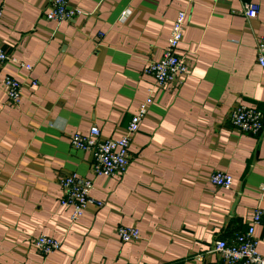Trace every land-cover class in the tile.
Masks as SVG:
<instances>
[{
	"label": "crops",
	"instance_id": "1",
	"mask_svg": "<svg viewBox=\"0 0 264 264\" xmlns=\"http://www.w3.org/2000/svg\"><path fill=\"white\" fill-rule=\"evenodd\" d=\"M69 2L84 14L57 22L46 18L50 0H0V43L32 65L0 69V264H225L216 241L247 231L264 210V129L238 132L229 117L241 105L264 113V0ZM246 3L258 5L256 17ZM182 9L178 52L190 73L157 89L144 70L161 58ZM7 74L23 83L18 105L2 88ZM152 89L128 169L95 177L92 154L74 148L71 134L98 126L118 138ZM215 170L231 174V188L210 182ZM71 173L93 179L103 203L76 221L61 204L60 180ZM119 226L137 227L140 238L122 241ZM40 235L61 248L41 254ZM255 236L264 255V222Z\"/></svg>",
	"mask_w": 264,
	"mask_h": 264
},
{
	"label": "built area",
	"instance_id": "2",
	"mask_svg": "<svg viewBox=\"0 0 264 264\" xmlns=\"http://www.w3.org/2000/svg\"><path fill=\"white\" fill-rule=\"evenodd\" d=\"M186 1L189 4L194 2V0ZM244 12L248 17L254 18L258 15L259 7L254 3H246ZM3 14L4 5L0 3V21ZM82 14L84 11L72 6L69 0H50L46 18L63 22L70 21ZM127 14H124L123 18ZM186 20L187 11L179 10L161 58L151 61L144 70L154 77L157 89H174L181 85L190 73L189 61L186 56L178 52L183 39ZM9 60L28 71L32 70V65L13 58L0 43V69ZM257 61L264 69V34L258 38ZM31 84L35 86L37 80H33ZM1 85L7 100L18 105L23 97V83L7 74L2 78ZM153 91L154 89L145 100L140 102L128 125L118 138L104 137L98 126H92L87 133L74 132L71 134L70 143L74 148L92 154V173L95 177L101 175L115 177L126 172L131 163L130 146L142 120L148 113L150 105L153 103ZM229 117L233 127L238 132L257 135L264 129V113L256 108L241 105L233 109ZM210 182L218 187L231 188L233 177L225 171L215 170L210 175ZM60 185L63 193L61 204L72 208L71 218L73 221L78 220L90 204H97L98 206L103 204L96 201L92 196L94 180L91 178L71 173L61 178ZM261 189H264V184L261 185ZM262 222H264V210L257 208L247 231L236 234L230 241L224 239L216 241L214 250L225 264H264V255L258 250L259 240L255 236V227ZM117 232L122 241L128 242L140 238V231L135 226H119ZM35 245L41 254L49 255L59 250L62 242L51 236L40 235L36 238Z\"/></svg>",
	"mask_w": 264,
	"mask_h": 264
}]
</instances>
